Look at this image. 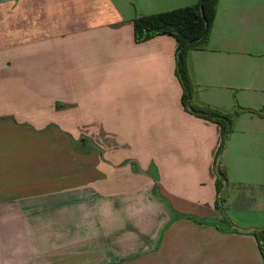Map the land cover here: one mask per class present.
<instances>
[{
  "label": "crops",
  "instance_id": "1",
  "mask_svg": "<svg viewBox=\"0 0 264 264\" xmlns=\"http://www.w3.org/2000/svg\"><path fill=\"white\" fill-rule=\"evenodd\" d=\"M197 2L0 0V264H264V225L230 228L216 207L220 126L185 110L176 39L135 40L136 18ZM248 3L240 34L219 6L190 53L197 105L228 110L236 89L258 109L264 0ZM226 167L264 181V158Z\"/></svg>",
  "mask_w": 264,
  "mask_h": 264
},
{
  "label": "trees",
  "instance_id": "2",
  "mask_svg": "<svg viewBox=\"0 0 264 264\" xmlns=\"http://www.w3.org/2000/svg\"><path fill=\"white\" fill-rule=\"evenodd\" d=\"M219 1L198 0L193 6L141 16L134 20V35L137 43L146 42L160 35H170L176 39V76L183 88L181 101L185 110L198 118L220 126L222 141L216 161H218L226 147L235 121L246 112L260 113L257 110L242 107L237 111L226 113L212 106H201L194 102L195 85L189 67V55L192 51H203L208 48L217 17ZM216 172V207L218 210L224 211L223 188L227 180V174L221 165L217 166ZM250 234L255 237L264 262V228L255 229Z\"/></svg>",
  "mask_w": 264,
  "mask_h": 264
},
{
  "label": "rangeland",
  "instance_id": "3",
  "mask_svg": "<svg viewBox=\"0 0 264 264\" xmlns=\"http://www.w3.org/2000/svg\"><path fill=\"white\" fill-rule=\"evenodd\" d=\"M222 1L220 10L222 13V17H225L226 15H229L232 17V28L236 31V33L240 34L241 31L244 29V25L234 17V15L237 14L238 9L240 6H242L245 11L248 6V0H220ZM219 11V7H218ZM237 36V34H236ZM193 78V77H192ZM194 85H195V93H194V102H195V96L197 92H199V86L195 83L193 79ZM247 91L244 90H234V91H228L229 96H225L230 100V108L233 110H223L219 109L223 112H232L237 111L240 109V104L238 102V96H245L247 95ZM216 91L214 90L213 86L204 87L202 95H205L204 97L209 99L213 94H215ZM246 103H249L250 105L257 107L250 108L253 110H257L260 112V108L264 107V96H251L248 100L245 101ZM196 103V102H195ZM202 105V104H201ZM203 106V105H202ZM247 108V107H242ZM243 114H256V113H243ZM242 114V115H243ZM259 114V113H257ZM264 123H259L258 121L252 122V119L248 117L247 121H238L236 120L233 126V131L230 135V137L227 140L226 147L224 149V154L221 160V166L224 170H226L227 174V180L223 195V209L222 211L224 215V224L226 226H235L237 225H244V224H252L257 226H263L264 225V208H262V205H260L259 201L262 198L264 192V187L261 186V183L264 182L263 180H257L255 181L251 180V178H247L246 176L241 177L240 181H242L243 184H237L234 182H237L238 178L235 177V180L233 177L231 179L228 175V170L226 167L227 163L230 162L231 159L234 160H242L244 162H247L248 160L252 159L253 161L257 162V160H262L264 158V129L259 127ZM249 126H252V128H248ZM248 167V166H247ZM249 192L250 194H247ZM251 192H254V203H252V206L248 202V198L251 195ZM246 194V198H242ZM251 198V197H250ZM258 203V204H256ZM260 228V227H259ZM258 229V228H256Z\"/></svg>",
  "mask_w": 264,
  "mask_h": 264
},
{
  "label": "water",
  "instance_id": "4",
  "mask_svg": "<svg viewBox=\"0 0 264 264\" xmlns=\"http://www.w3.org/2000/svg\"><path fill=\"white\" fill-rule=\"evenodd\" d=\"M189 109L192 110L191 108H189ZM223 153H224V151H223ZM223 153H222V155H223ZM222 155H221L220 158L218 159L217 166H219L220 163H221ZM225 185H226V182H225ZM225 185H224V188H223V192H224V190H225Z\"/></svg>",
  "mask_w": 264,
  "mask_h": 264
}]
</instances>
